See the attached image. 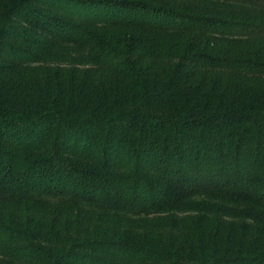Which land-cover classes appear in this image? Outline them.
<instances>
[{"label":"trees","instance_id":"1","mask_svg":"<svg viewBox=\"0 0 264 264\" xmlns=\"http://www.w3.org/2000/svg\"><path fill=\"white\" fill-rule=\"evenodd\" d=\"M0 264H264V0H0Z\"/></svg>","mask_w":264,"mask_h":264}]
</instances>
